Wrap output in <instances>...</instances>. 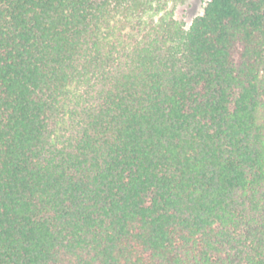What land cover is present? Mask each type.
Returning a JSON list of instances; mask_svg holds the SVG:
<instances>
[{
	"label": "trees",
	"instance_id": "1",
	"mask_svg": "<svg viewBox=\"0 0 264 264\" xmlns=\"http://www.w3.org/2000/svg\"><path fill=\"white\" fill-rule=\"evenodd\" d=\"M0 0V264H264V0Z\"/></svg>",
	"mask_w": 264,
	"mask_h": 264
},
{
	"label": "rangeland",
	"instance_id": "2",
	"mask_svg": "<svg viewBox=\"0 0 264 264\" xmlns=\"http://www.w3.org/2000/svg\"><path fill=\"white\" fill-rule=\"evenodd\" d=\"M207 0H185L173 7L175 18L188 26L192 19L203 12Z\"/></svg>",
	"mask_w": 264,
	"mask_h": 264
}]
</instances>
